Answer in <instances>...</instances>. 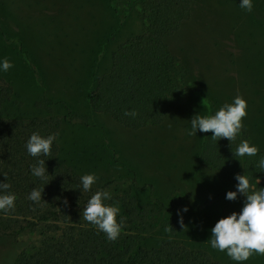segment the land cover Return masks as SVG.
Here are the masks:
<instances>
[{
    "label": "rangeland",
    "instance_id": "rangeland-1",
    "mask_svg": "<svg viewBox=\"0 0 264 264\" xmlns=\"http://www.w3.org/2000/svg\"><path fill=\"white\" fill-rule=\"evenodd\" d=\"M128 1L0 0V59L14 65L0 72V80L11 85L13 100L21 104L20 108L7 105L4 111L42 116L34 104L43 97L61 103L53 113L63 117L69 111L75 118L60 125V163L80 176L95 174L98 180L92 188L127 177L133 170L138 184H154L155 197L165 203L181 198L188 209L178 215L183 221L180 230H157L146 247L171 240L203 250L221 264H235L207 240L220 218L240 211L244 197L238 195L226 207L225 194L231 184L200 165L197 157L205 133L189 136V121L196 114L207 115V103L216 112L239 95L247 102L241 131L264 151V0H253L252 13L238 7L240 0H194L191 18L168 39L188 70L189 96L161 126L134 132L107 116L91 114L87 104L93 74L104 73L117 45L139 33L138 5L128 9ZM15 39L20 40L35 73L18 53ZM81 117H87L86 126ZM260 187L264 181L253 191ZM121 189L126 186L118 184L108 191L115 195ZM131 196L141 203L145 194ZM213 197L194 212L196 204L204 205ZM18 240L34 247L38 235L26 233ZM244 264H264V256L253 255Z\"/></svg>",
    "mask_w": 264,
    "mask_h": 264
},
{
    "label": "trees",
    "instance_id": "trees-1",
    "mask_svg": "<svg viewBox=\"0 0 264 264\" xmlns=\"http://www.w3.org/2000/svg\"><path fill=\"white\" fill-rule=\"evenodd\" d=\"M128 2V9L138 5L139 33L117 45L104 73L98 77L93 74L87 104L91 114L107 116L113 123L134 132L161 126L189 96L188 70L171 50L168 39L191 18L194 0ZM122 24L121 21L120 27ZM13 43L35 73L20 40L15 39ZM7 105L21 106L13 100L11 85L0 80V183L10 184L7 191L16 196L14 209L0 212V242H8L0 245V264H221L205 251L187 248L176 241L146 247V241L157 230L175 233L181 229L178 211L184 205L181 198L165 203L155 197L154 184H138L135 171L130 170L127 177L104 181L89 192L81 191L78 187L81 176L58 158L60 125L71 123L75 118L69 111L63 117L53 113L54 106H62L61 103L43 97L34 104L44 113L42 116L14 115L4 111ZM207 108V115L215 113L211 103H207ZM133 110L137 113L135 118L124 115L125 111ZM81 118L82 125L86 126L87 117ZM34 132L42 137L57 135L50 154L40 157L46 160L48 173L43 178L31 174L30 167L36 159L25 150ZM211 136V132L205 133L197 159L200 165L230 182L231 187L226 192L233 191L236 174L249 178L250 191L262 184L264 173H259L256 165L264 151L259 150L257 156L250 158L232 154L242 140L249 141L244 131L232 142L224 138L215 141ZM118 184L126 189H121L105 203L119 207L117 220L122 219L124 227L118 239L108 241L83 219L82 212L95 192L108 191ZM33 189H43L39 203L28 199ZM132 193H144V201L138 203ZM215 198L204 205L196 204L194 212ZM232 203L228 201L226 207ZM26 233H37L34 247L18 240Z\"/></svg>",
    "mask_w": 264,
    "mask_h": 264
},
{
    "label": "clouds",
    "instance_id": "clouds-1",
    "mask_svg": "<svg viewBox=\"0 0 264 264\" xmlns=\"http://www.w3.org/2000/svg\"><path fill=\"white\" fill-rule=\"evenodd\" d=\"M238 7L245 13H252L253 0H240ZM14 65L7 58L0 59V72H8ZM247 102L239 95L233 98L231 103H225L212 115H194L190 119L191 131L189 136H196L197 131L201 133L211 132L212 140L219 141L224 138L229 142L235 141L243 128L242 120L247 116ZM125 116L135 118L137 113L125 111ZM56 134L42 137L39 133H32L25 144L26 153L36 159V163L30 167L31 174L36 178H43L47 173L44 159L48 156ZM259 149L255 145H250L249 141L242 140L237 146L233 156L254 157ZM256 167L259 173H264V156L260 157ZM95 174H85L79 178V188L83 192H89L97 182ZM234 180L237 182L235 191H228L225 199L235 201L238 195L243 196V205L239 212H232L230 215L220 218L210 230V237L207 240L210 247L218 252L225 253L235 264H244L253 255L264 256V187L250 191L249 178L245 175L236 174ZM257 185L260 183L256 178ZM8 183H0V212L7 213L14 209L16 196L7 190ZM42 190L33 189L28 199L33 203L42 201ZM109 191H97L88 200L83 209V219L95 226L103 233L108 241L118 239L124 221L117 220L120 209L118 206H110L105 201L111 200ZM187 208L178 211L187 212ZM183 224L182 217L180 220Z\"/></svg>",
    "mask_w": 264,
    "mask_h": 264
}]
</instances>
